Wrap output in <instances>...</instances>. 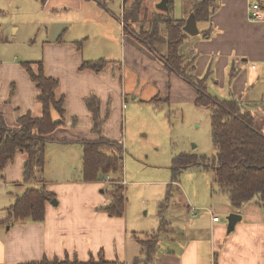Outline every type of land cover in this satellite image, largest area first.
Returning a JSON list of instances; mask_svg holds the SVG:
<instances>
[{"label":"crops","instance_id":"crops-1","mask_svg":"<svg viewBox=\"0 0 264 264\" xmlns=\"http://www.w3.org/2000/svg\"><path fill=\"white\" fill-rule=\"evenodd\" d=\"M8 1L15 3L18 0ZM132 1L120 0L119 25L113 21L109 28L105 22L101 24L89 19L100 15L96 0H42L41 10L46 16L52 15L51 22L45 31L40 54L27 58L25 62H41L45 75L57 79L55 96L64 99L65 117L63 124L50 136L69 142L53 140L46 144L44 157L48 150H52L50 146L56 149L53 151L57 152L53 156L56 174L52 175L45 164L42 183L23 181L27 155L20 151L0 173V264L42 259L87 261L91 257L98 259L97 255L101 253L104 256L112 253L115 243L120 242L118 246L121 248L125 245L124 220L106 213L105 205L96 196L102 180L84 181L82 170L78 174L79 170L73 168L75 159L70 160L63 150L79 144L80 140L97 138V134L91 131L93 117L85 99L95 95L102 116L109 111L111 99L113 110L103 122V136L120 142V109L126 105L128 95L133 94L132 99L145 101L162 95L169 100L170 90L175 85L178 97L186 93L183 96L193 101L196 98L193 87L178 75L167 72L157 55L124 30L123 10ZM196 1L167 0V9L161 10L156 6L160 0H141L140 10L143 16L147 11L151 15H163L168 11L172 17L185 18L186 21ZM253 2H258L263 9L260 21H250L247 17V8ZM57 11L61 13L55 17L53 13ZM144 20L143 17L136 26L145 25ZM146 23H149L148 19ZM196 26L198 34L190 35L180 47V53L192 61L194 74L198 77L208 74V80L220 91L227 87L225 94L220 95L239 101L243 108L263 106L264 0H215L209 19L196 21ZM0 28L4 29L1 25ZM164 29L163 24L161 34ZM108 30L114 31L115 35H108ZM95 35L106 37L99 39ZM93 37L95 41H91ZM155 49L159 55L167 53L163 44H156ZM97 60L106 61L100 71L81 68L83 62ZM38 94L39 90L21 62L17 58L2 57L0 50V115L5 123L17 125L16 118L24 113L41 116ZM53 116L57 118V113ZM260 128L264 130V120ZM71 173L78 175L77 178ZM213 178L215 180V175ZM121 181L125 182L124 179ZM41 185L54 192L57 201L56 205L51 200L45 203L42 221L14 220L8 216L7 208L17 196L28 187ZM190 207L188 205L189 210ZM217 208L228 215L238 213L241 218L233 230L225 233L220 218L213 222L211 218L216 214H211L209 263L207 258L201 262L202 243L192 238L180 251L181 264H264V204L251 200L240 208H233L227 201ZM104 259L115 260L106 256Z\"/></svg>","mask_w":264,"mask_h":264},{"label":"rangeland","instance_id":"rangeland-1","mask_svg":"<svg viewBox=\"0 0 264 264\" xmlns=\"http://www.w3.org/2000/svg\"><path fill=\"white\" fill-rule=\"evenodd\" d=\"M96 2L100 7V15H93L89 19L101 24L105 22L104 25H109L110 28L113 21L117 22L120 17V0ZM41 4L42 0H18L15 3L0 0V25L4 27L0 28L2 57L17 58L19 62H25L27 58H35L40 54L45 31L52 17L42 12ZM60 13L61 11H57L53 15L56 17ZM141 15L140 10L136 23L128 24V31L134 35L146 30L149 26L146 21H150L153 16L148 11L145 16ZM143 17L145 25L138 28L136 24H139L137 22ZM16 27H19L18 31L13 30ZM107 33L115 35L111 30ZM165 33L166 28L163 31V34ZM96 37L102 39L106 36ZM91 41H95V38H91ZM30 62L33 70H36V62ZM208 76H203L207 91L223 98L220 94L224 95L227 87L220 91L208 80ZM175 90L174 85L170 90L169 100L162 95L152 98L151 101L132 99L133 94L128 95L125 100L128 108L124 105L122 110L120 109L119 133L122 137L119 141L123 145L122 168L118 173H100L97 177L103 184L98 188L96 196L102 200L103 205L112 201L111 191L117 190L116 181L125 180L124 183L120 181L124 205L122 215L119 216L124 220L125 245L121 248L118 246L120 242L115 243L111 250L113 252L105 254L107 259L120 260L123 264H181V249L188 240L196 238L202 243L199 254L201 262L207 258L209 263L211 214L215 213L220 218L219 223L225 227V233H229L228 214L217 208L227 202L228 198L215 184L213 169L193 165L180 169L176 175L172 173L173 160L180 154L195 155L198 159L208 160L215 154L211 140L210 109L195 105L193 99L183 96L186 93H183L181 98L178 97ZM249 106L245 109L252 112L256 124L260 127L264 120V105ZM108 107L109 111L104 113L105 120H108V114L113 110L111 99ZM101 134L103 135V131ZM52 146V150L46 153L43 169L46 164V168L53 175L56 174L53 156H56L57 152H53L56 149ZM63 150H66L64 153L70 160L75 159L73 168H77L80 174L82 145L74 144ZM102 151L113 153V150L106 147ZM206 163L209 161L204 164ZM43 173L42 170L41 175L44 177ZM77 176L73 175L74 178ZM188 205L195 210L190 211ZM154 235L158 239V248L150 261H147L138 240L150 239ZM100 256L105 258L104 253Z\"/></svg>","mask_w":264,"mask_h":264},{"label":"trees","instance_id":"trees-1","mask_svg":"<svg viewBox=\"0 0 264 264\" xmlns=\"http://www.w3.org/2000/svg\"><path fill=\"white\" fill-rule=\"evenodd\" d=\"M140 7L141 0H133L129 6L124 7V30L128 31V24L137 20ZM214 7L215 0H197L189 12L193 13L196 21L208 20ZM184 23L185 18H174L167 11L163 15L154 14L146 30L136 35L128 31L151 53L157 55L167 72L178 75L194 88L195 105L210 109L211 140L215 154L209 160L198 159L195 155L180 154L173 160L172 173L176 175L180 169L193 165L211 167L215 175V184L219 190L227 194L229 204L233 208H240L251 200L264 204V130L256 124V119L249 109L243 108L237 100L219 98L209 93L205 78L194 74L192 61L186 60L180 53V47L190 36L183 30ZM163 24L166 28L165 34H161ZM156 44L167 47L166 55L157 53ZM21 64L39 90L37 100L41 102L42 114L38 117H33L29 113L21 114L16 118L15 126L7 125L0 115V173L15 153L20 151L27 155L23 168V181L42 183L41 173L45 163L46 144L53 140L69 142L67 139H54L50 136L62 123L65 112L64 99L56 98L55 88L58 81L45 75L41 62L34 63L36 70L31 67V62H21ZM105 64L104 60L85 61L81 68L100 71ZM85 104L92 113L91 131L97 134V138L78 141L83 147L82 177L84 181H96L100 173L111 174L120 171L123 145L101 134L106 116L100 113L97 97L93 94L88 96ZM53 113H57L58 122ZM104 147L113 150V153L102 151ZM205 161L209 163L204 164ZM120 181H116L117 190L111 191L112 201L103 207L109 215H122L124 201ZM53 198L55 193L45 189L43 185L28 187L7 208L8 216L14 220L30 218L33 221H42L45 203ZM138 241L146 260L150 261L158 248V239L154 235L150 239ZM19 264H123V262L106 260L99 256L96 260L91 257L87 261L42 259Z\"/></svg>","mask_w":264,"mask_h":264},{"label":"water","instance_id":"water-1","mask_svg":"<svg viewBox=\"0 0 264 264\" xmlns=\"http://www.w3.org/2000/svg\"><path fill=\"white\" fill-rule=\"evenodd\" d=\"M157 8L161 9V10H166L167 9V0H160V2L156 5ZM183 30L189 34V35H197L199 30L197 29L196 26V21H195V17L193 15V13H190L185 21V24L183 26ZM59 120L56 119V122H58ZM51 203L56 205L57 201L56 199H52ZM241 216L238 213L232 212L228 215L227 217V222H228V226H227V231L230 232L231 230H233L234 225L236 224V222L238 220H240Z\"/></svg>","mask_w":264,"mask_h":264},{"label":"built area","instance_id":"built-area-1","mask_svg":"<svg viewBox=\"0 0 264 264\" xmlns=\"http://www.w3.org/2000/svg\"><path fill=\"white\" fill-rule=\"evenodd\" d=\"M263 9L258 2L250 3L247 8V17L250 21H260L263 19ZM108 178V177H107ZM104 181V180H103ZM194 207H190V211H194ZM212 221L216 222L219 220L218 216H212Z\"/></svg>","mask_w":264,"mask_h":264}]
</instances>
